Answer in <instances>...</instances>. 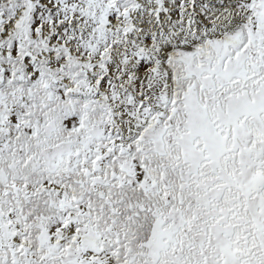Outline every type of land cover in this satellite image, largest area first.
I'll use <instances>...</instances> for the list:
<instances>
[{"label":"snow or ice","instance_id":"snow-or-ice-1","mask_svg":"<svg viewBox=\"0 0 264 264\" xmlns=\"http://www.w3.org/2000/svg\"><path fill=\"white\" fill-rule=\"evenodd\" d=\"M0 264H264V0H0Z\"/></svg>","mask_w":264,"mask_h":264}]
</instances>
